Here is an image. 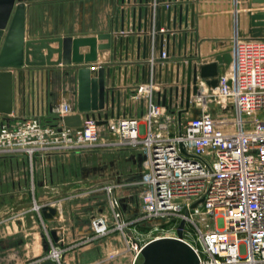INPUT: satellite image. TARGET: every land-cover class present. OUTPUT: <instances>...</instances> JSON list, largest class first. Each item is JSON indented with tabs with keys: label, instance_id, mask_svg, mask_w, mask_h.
<instances>
[{
	"label": "built area",
	"instance_id": "obj_1",
	"mask_svg": "<svg viewBox=\"0 0 264 264\" xmlns=\"http://www.w3.org/2000/svg\"><path fill=\"white\" fill-rule=\"evenodd\" d=\"M179 1L151 0L150 4L154 11L160 4L170 8ZM157 30L175 32L164 26ZM129 31L116 32L125 35ZM230 53L231 63L217 75L216 86H207L202 93L198 81L199 92L193 96L194 103L200 97L205 101L206 96L230 102L235 112L232 125L218 124L206 105L195 115H178L154 99L158 83L153 79L135 88L134 98L145 101L143 114L120 115L113 125L112 119L103 122L96 111L83 115L81 128L65 125L62 118L77 112L72 96L57 100L55 123L44 125L39 115L0 120V158L27 156L31 166L34 157L43 154L120 145L138 148L146 168L138 220L160 221L151 231L156 235L145 241L136 239L126 227L110 186L115 221L110 223L100 215L92 221L91 234L58 244L45 225L44 203L33 197L32 210L44 227L48 248L31 263L63 264L69 251L119 231L130 252L128 263L137 264L148 241L178 237L177 227L183 220L182 239L196 251L199 264H264V37H236ZM167 58L168 52L161 50L159 55L152 52L149 61ZM221 115L225 123L231 121L225 112ZM104 126L111 128L106 135L102 134Z\"/></svg>",
	"mask_w": 264,
	"mask_h": 264
},
{
	"label": "crops",
	"instance_id": "obj_2",
	"mask_svg": "<svg viewBox=\"0 0 264 264\" xmlns=\"http://www.w3.org/2000/svg\"><path fill=\"white\" fill-rule=\"evenodd\" d=\"M19 1L25 4L26 40L93 36L97 37V43L110 41V46L98 49L96 59L90 62L72 61L34 65L24 63L13 68V109L8 117L45 115L50 109L48 101L52 102L56 94H59L58 100L61 96H71L74 93V107L77 110L78 69L86 66L91 68V77L97 80L100 77L99 70L102 69L103 86L109 93L108 111L112 107L110 100L112 91L114 90L115 100L117 91H120L121 105L119 109L114 107V115L109 118L124 114L142 115L145 111V101L135 99L134 92L137 85L149 79L158 83L154 91L156 101L163 104L165 100L166 105L171 103L169 109L176 111L182 117L195 115L198 113L197 108H194L195 96H192V104L186 110L180 96H175L174 87L182 84L181 79L176 81L175 69L172 72L169 67L172 62H186L187 58L198 55L201 58L194 59L193 65L199 66L214 61L216 54L230 51L232 41L236 37H264V29L257 32L261 28L252 25L251 17L255 12H264V0H180L170 8L160 4L154 11L151 8V0ZM180 11H182V23L179 25ZM175 20L176 27H174ZM162 26L175 32L162 33L157 30ZM122 28L129 29V33L117 34L116 31ZM106 33L110 35L109 40L98 38V35ZM184 35H186V43L183 39ZM167 36L169 39L166 41ZM50 45L57 47L58 42H51ZM185 49L186 55H183ZM190 49H192L191 53ZM161 50L168 52V61L159 60L151 64L149 61L151 53L159 55ZM88 51L87 45L79 48L81 54H86ZM172 52H174L173 56ZM179 52L181 57H177ZM42 53L46 54V49H42ZM57 57V52H54L51 58L57 59ZM226 70L227 67L223 64L218 65V74ZM105 110L106 108L93 111L103 116ZM3 117L0 115V120ZM56 155L63 154H49L54 182H57L55 173L60 171L61 167V158ZM39 156H35L33 163ZM25 160L24 156L0 158V205L3 203L1 201L7 200L4 201L7 204L3 208L0 206V209H6L0 212V240L10 242L15 235H18L20 239L22 238L21 242L24 243L23 247L27 248L25 249L27 253L32 248L35 249L38 243V251L33 254L35 256L43 251L44 227L33 212V207L28 206L17 213L4 215L9 209L31 201L29 198L26 199L28 194L23 178ZM19 171L22 174L19 175ZM31 171L32 185H34L33 166ZM52 190L54 191L49 197L50 201L43 203L58 209L52 219L44 218L45 222L54 223L49 226L45 223V225L48 226L50 233L51 230L56 231L58 240L55 242L62 244L84 235L83 230L69 229L61 224L65 220V209L77 208L73 205L72 191L58 188L55 183L52 185ZM35 196L33 186L30 197ZM37 199L40 200L39 197ZM30 229L38 230V237H33V243L28 239ZM107 238L69 251L64 257L63 264L92 262L97 254L116 247L114 240L117 237L111 234ZM96 249L99 251L97 252ZM116 260L117 264H120L121 261Z\"/></svg>",
	"mask_w": 264,
	"mask_h": 264
},
{
	"label": "rangeland",
	"instance_id": "obj_3",
	"mask_svg": "<svg viewBox=\"0 0 264 264\" xmlns=\"http://www.w3.org/2000/svg\"><path fill=\"white\" fill-rule=\"evenodd\" d=\"M58 96L59 94H56L52 102L48 101L50 109L45 115L40 116L42 124L45 125L57 121L58 115L55 107ZM71 96L74 97V93L73 95L71 94ZM197 102L198 101L194 103V108H197V110L200 111L206 105V108L217 119L216 122L218 124L227 126L230 124L232 125L234 122L235 112L234 107L230 102H226L219 97L213 98L209 96H206L205 101L202 104H198ZM223 112L230 117L231 123L228 122L227 124L222 120L223 118L221 114H223ZM0 115L7 116L9 114ZM110 118L112 119L113 125L115 120L113 117ZM110 118L108 117V119ZM101 129L102 134L106 135L111 128L104 126ZM56 156L61 158L60 171H56V177L54 176L57 182H54V179L52 180V164L49 160V154H43L36 159L35 163H32L34 170V185H32V166L30 160L27 156H24L26 160L24 162L25 168L23 178L25 180V187L28 194L26 199H31L30 203H32L33 200V197H30L33 186L36 194L35 197H39L42 202L50 201L49 197L52 195V191H54L52 190V185H54V183L58 188L71 190V196L74 197L73 205L77 208L65 209V220H63L61 224L65 225L66 228L73 230L78 228L83 230L85 232L84 234H91V224L96 217L105 215L108 217L110 223L115 221L113 209L110 205V193L108 191V187L111 186L113 187L114 194L119 201V208L122 211L124 221L128 224L126 227L130 233L136 239L138 238L142 241L156 235L155 232L151 231L154 226L160 222L159 220H138L142 215V192L146 187L144 157L138 148L120 145L116 147ZM18 174L20 175L22 173L19 171ZM22 199L23 198H21V200ZM4 201L7 202L6 199ZM4 201H1L3 202L2 205H0L2 208L7 204L4 203ZM30 207H32V204ZM5 210L6 209H0V212ZM45 223H47L48 226L54 224L53 222L49 223V221H46ZM29 231L30 236H28V239L30 243H33V237H38V230L30 229ZM111 234L114 235V237H117L114 240L115 245L117 244L116 247L110 248L112 250L108 252H101L99 255L97 254L96 259L84 264H117L118 262L116 259L121 261L120 264L128 263L130 252L126 249L127 246L122 233L115 231ZM14 237L16 239L14 238L10 242H2L0 240V264H35L31 262L35 259L33 254L38 251V243L35 249L32 248L31 251L27 253V248H24V243L21 242L22 238L20 239L18 235H15ZM103 239L107 240L108 238L106 236L101 238V240ZM97 250L98 249H96V251ZM93 252L96 253L94 250ZM111 253H114L115 255L112 257ZM114 259L115 261H113Z\"/></svg>",
	"mask_w": 264,
	"mask_h": 264
},
{
	"label": "water",
	"instance_id": "obj_4",
	"mask_svg": "<svg viewBox=\"0 0 264 264\" xmlns=\"http://www.w3.org/2000/svg\"><path fill=\"white\" fill-rule=\"evenodd\" d=\"M24 11L25 4L19 0H0V114H9L13 109V74L12 69L21 65L29 64H59L81 61H93L96 59L98 49L108 48L110 41L97 43V37H64V38H44L25 39L24 33ZM187 15L185 14V18ZM252 25L264 29V12L252 14ZM179 25L182 23V11L179 12ZM176 27V20L174 22ZM98 38L110 39V35L100 34ZM169 36L166 37V41ZM174 39V38H173ZM186 41V35L183 37ZM146 40V39H145ZM58 42L57 47L51 46V42ZM146 42V41H145ZM186 43V42H185ZM89 46L86 54L79 52L80 46ZM46 49V54L42 53ZM192 49H190L191 53ZM54 52H57V59H52ZM174 52H172V56ZM186 55V49L183 51ZM181 57V53H177ZM198 55L189 57L186 62H172L169 66L172 72L175 69L176 81L181 79L182 85L174 87L175 96L183 100L184 108L188 109L191 104V97L199 92V79L204 80L208 87H215L217 84L218 65L223 64L229 67L231 63L230 51L214 55V61L202 65H193V60L200 59ZM169 58L165 59L168 61ZM99 79L91 77L90 67H80L78 69V94L77 112L64 116L63 123L67 126L81 128L83 115L88 116L93 110L104 109L103 122L109 116L114 115V107L119 109L121 105L120 91L114 90L110 95L111 108L108 111L109 93L104 89L102 69L99 70ZM114 83V80H112ZM123 99H126L125 94ZM123 101V100H122ZM166 105V101L163 100ZM171 103H168L169 106ZM93 115V113H92ZM31 206V203L19 204L13 209H9L4 215L18 212L22 208ZM42 214L45 219H52L58 209L44 204ZM1 218V217H0ZM184 221H180L177 227L178 237H158L148 241L141 249V261L137 264H199V256L193 247L182 239ZM51 235L55 241L58 240L55 230H51ZM43 251H46L48 244L42 238ZM42 264H55L53 261H45Z\"/></svg>",
	"mask_w": 264,
	"mask_h": 264
},
{
	"label": "bare ground",
	"instance_id": "obj_5",
	"mask_svg": "<svg viewBox=\"0 0 264 264\" xmlns=\"http://www.w3.org/2000/svg\"><path fill=\"white\" fill-rule=\"evenodd\" d=\"M199 83H200V85L202 86V89H203L202 90L203 91L202 93H205L207 91V85H206V83L202 79H199ZM197 101H198L197 102L198 104H202L204 102V98H201V97H200V99L197 98Z\"/></svg>",
	"mask_w": 264,
	"mask_h": 264
}]
</instances>
